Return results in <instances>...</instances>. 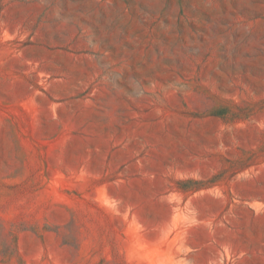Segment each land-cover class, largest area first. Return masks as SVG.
Returning <instances> with one entry per match:
<instances>
[{"label": "rangeland", "instance_id": "1", "mask_svg": "<svg viewBox=\"0 0 264 264\" xmlns=\"http://www.w3.org/2000/svg\"><path fill=\"white\" fill-rule=\"evenodd\" d=\"M0 264H264V0H0Z\"/></svg>", "mask_w": 264, "mask_h": 264}]
</instances>
